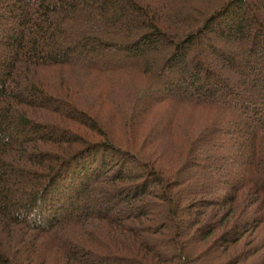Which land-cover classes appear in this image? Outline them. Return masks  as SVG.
<instances>
[{
  "label": "trees",
  "instance_id": "obj_1",
  "mask_svg": "<svg viewBox=\"0 0 264 264\" xmlns=\"http://www.w3.org/2000/svg\"><path fill=\"white\" fill-rule=\"evenodd\" d=\"M90 260L264 264V0H0V264Z\"/></svg>",
  "mask_w": 264,
  "mask_h": 264
},
{
  "label": "rangeland",
  "instance_id": "obj_2",
  "mask_svg": "<svg viewBox=\"0 0 264 264\" xmlns=\"http://www.w3.org/2000/svg\"><path fill=\"white\" fill-rule=\"evenodd\" d=\"M93 48H95V47H93ZM97 49H98V48H97ZM258 50H259V48H258ZM256 61H257V60H256ZM260 62H261V60H260V58H259L258 63H260ZM258 63H257V64H258ZM260 66H261L260 64L257 65L259 71H261ZM60 71H61V70H58L57 73L54 74V75L51 77L52 84L54 83L53 81H55L54 79H55L56 75H57ZM65 71L69 73V71H67V70H65ZM63 86H66V85L63 84L62 87H63ZM249 98L251 99V95L249 96ZM159 109H160V107H159ZM206 111H207V109H205V108H203V109H198V110H195V109H192V108H191V109H187L185 113H183V112L178 113L176 117H185V116H188V115L192 114V115H194L196 118H199V117H200V114H201V113H205ZM44 114H46V113H44ZM195 117L192 118L193 121L196 120ZM106 124L113 125L112 122H107V121H106ZM68 125L72 126L75 130H77V129L74 127V125L71 124V122H69ZM77 131H78V130H77ZM79 132H80V134H82V135L84 136V139H87V137H88V138H90V139L101 140L99 136L95 135V134H94L93 132H91V131H87V132H81V131H79ZM221 136H222L221 133H219V134H217L216 136H214L213 140L215 141L216 139H219V137H221ZM122 138H123V140H124V137H123V136H122ZM139 142H141V138H140ZM202 150H205V148H203ZM104 155H106L107 162H108L109 164H111V165L114 167V166H115V163H116V161H117L118 158L115 157V156H113L111 153L104 154ZM85 159H86V158H85ZM221 162H224V163L216 162V166H217V167L215 168V170H216V175L219 174V173L222 174V175H227L228 172H231V171H232V167H233L232 165H233L234 163H236L237 165H240L239 163L241 162V160H240V159H236V160H232V161H231V160H227V161H221ZM93 169H94V167H93ZM123 169H124L125 171H131V170H132V166H131V164H129L128 162H125L124 165H123ZM113 170H114V169H113ZM196 170H198V169H196ZM196 170H195V171H196ZM211 173H212V171L207 172L205 175H206V176H210ZM66 175H67V174H66ZM66 175H65L63 178H61L60 181H59V183H58L60 189H63L64 186L67 184V183H63L64 179L66 178ZM69 179H70V178H69ZM61 183H62V185L64 184V186H61ZM72 194H73V193H72ZM75 194H76V193H74L73 195H75ZM67 202H68V201H67ZM76 202H77V201L75 200V197L72 198V204L69 206L70 202H69L68 204H67V203H64L62 209L59 210L58 213H62V212H65V213H66L67 211H69L70 208H72L73 205L76 204ZM101 205H104V204H101ZM122 207H124V206H120V209H121ZM67 209H68V210H67ZM65 210H67V211H65ZM42 212H43V211H42ZM41 215H42V214H41ZM43 215H44V212H43ZM88 260H89V259H88ZM90 262L93 263V264L96 263V261H94V260H90ZM100 264H105V263L100 262ZM106 264H107V263H106Z\"/></svg>",
  "mask_w": 264,
  "mask_h": 264
}]
</instances>
